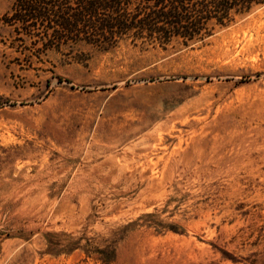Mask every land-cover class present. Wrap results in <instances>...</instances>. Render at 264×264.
I'll return each mask as SVG.
<instances>
[{
    "label": "rangeland",
    "instance_id": "obj_1",
    "mask_svg": "<svg viewBox=\"0 0 264 264\" xmlns=\"http://www.w3.org/2000/svg\"><path fill=\"white\" fill-rule=\"evenodd\" d=\"M12 2L0 264H264V3L191 38L87 42Z\"/></svg>",
    "mask_w": 264,
    "mask_h": 264
},
{
    "label": "trees",
    "instance_id": "obj_2",
    "mask_svg": "<svg viewBox=\"0 0 264 264\" xmlns=\"http://www.w3.org/2000/svg\"><path fill=\"white\" fill-rule=\"evenodd\" d=\"M259 3L264 0H13L5 17L20 26L50 28L57 38L65 33L76 40L109 41L145 30L166 41L191 38L212 18L224 25L230 11L245 12ZM129 6H135L134 13L126 11Z\"/></svg>",
    "mask_w": 264,
    "mask_h": 264
}]
</instances>
